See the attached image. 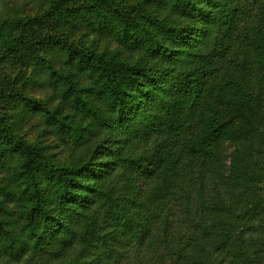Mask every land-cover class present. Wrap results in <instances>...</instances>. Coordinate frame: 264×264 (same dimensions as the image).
<instances>
[{"label": "trees", "instance_id": "trees-1", "mask_svg": "<svg viewBox=\"0 0 264 264\" xmlns=\"http://www.w3.org/2000/svg\"><path fill=\"white\" fill-rule=\"evenodd\" d=\"M104 1L0 19V48L41 60L68 105L28 106L90 151L58 165L0 111V206L25 204L18 233L0 219V264H264V0H167L170 24ZM80 22L149 56L78 47L67 33ZM53 48L65 72L40 55ZM112 129L116 144L91 147Z\"/></svg>", "mask_w": 264, "mask_h": 264}, {"label": "rangeland", "instance_id": "rangeland-1", "mask_svg": "<svg viewBox=\"0 0 264 264\" xmlns=\"http://www.w3.org/2000/svg\"><path fill=\"white\" fill-rule=\"evenodd\" d=\"M64 1V7L69 8L71 4L74 5H101L105 6L104 0H0V19L3 18H19L30 15H37L45 12L51 4H57ZM111 3V6L117 7L121 10L134 12H140V16L147 14L158 20H165L169 24L173 23L177 17L174 16L172 7L168 4L167 0H107V3ZM64 13H66L65 9ZM93 12L91 9H89ZM73 13H68L70 19ZM135 14V13H133ZM186 23L188 21L183 20ZM77 29H73L72 32L69 27H56L53 24V30L68 31L71 40L78 47H90L93 51L102 54L107 57H114L117 60H123L130 63L143 62L149 56L144 50L130 51L117 43V41L109 34L98 32V30L92 27H85L82 22ZM86 24V23H85ZM190 24V23H189ZM183 25V23H182ZM184 26V25H183ZM55 28V29H54ZM153 34L161 33L158 29L148 25ZM70 32V33H69ZM41 56L49 57L52 65L60 72L66 71L64 64L63 54L59 49L53 48L46 52H41ZM56 78V77H55ZM53 83L55 81L46 71L44 64L41 60H33L27 64H19L14 62L9 55L4 53L0 48V111L5 115L7 122H10L15 133L20 135L26 142L31 144H37L42 151L48 155V157L58 165L70 164L74 158L78 157L80 151L86 154L88 157L90 151L75 142V139L70 134L58 133L57 129L45 124L43 119V111L35 107H29L32 103H28L24 100H31L38 104H45V106L51 110L55 107H59L60 112H66V106H62L59 103V99L55 90L53 89ZM87 92L85 93L90 101L95 103L98 107L104 100V92H101L92 81L86 78L85 85ZM63 110V111H62ZM84 122H89V118L86 117ZM122 132L115 130H107L102 132L93 142L91 147H94L95 142L99 139H105L104 146L110 147L109 142L116 144V138L119 137ZM119 135V136H118ZM87 157V158H88ZM100 160L103 158L99 157ZM95 158L94 160H98ZM98 161H93L89 165L93 166ZM18 163V157L15 158L12 164H10V171L16 167ZM12 165L14 167H12ZM96 168V167H95ZM9 169V167H8ZM94 169H91L92 173ZM6 184L5 177L0 173V187ZM48 187V182L44 181L43 186ZM143 182H140V186H143ZM2 190L0 188V202L2 200ZM10 204V205H9ZM0 206V219L6 224V228L12 229L14 233H18L22 229V214L24 206L18 203H9ZM6 238L3 234L0 235V259L4 255Z\"/></svg>", "mask_w": 264, "mask_h": 264}]
</instances>
